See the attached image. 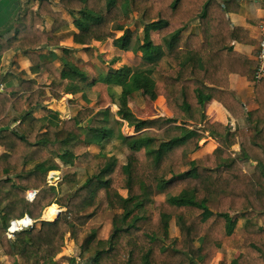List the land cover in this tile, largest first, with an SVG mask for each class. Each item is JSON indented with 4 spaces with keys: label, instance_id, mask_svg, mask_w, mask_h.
Masks as SVG:
<instances>
[{
    "label": "trees",
    "instance_id": "obj_1",
    "mask_svg": "<svg viewBox=\"0 0 264 264\" xmlns=\"http://www.w3.org/2000/svg\"><path fill=\"white\" fill-rule=\"evenodd\" d=\"M238 1L60 0L79 31L74 44L90 48L95 42L112 41L118 50L142 56L134 67L125 66L105 79L110 88L121 89L118 96L113 94L120 108L117 115L109 109H87L62 122L59 113L44 107L43 87L30 82L12 90L10 97L0 94V146L6 151L0 157V245L11 264H63L69 258L56 259L68 235L80 248L83 264H210L211 246L222 241L217 237L221 233V239L233 236V247L243 254L232 263L224 259L219 264H264V227L252 224L254 218L264 220V80L255 88L259 109L246 113L229 80L236 74L255 81L254 64L229 48L233 42L247 41L227 15ZM45 8L42 3L40 16L54 21L52 31L40 32L25 17L14 48L29 58L32 72L53 75L52 96L59 100L68 82L86 81V75L71 64L58 72L41 63L36 52L60 46L57 33L68 27L61 13ZM133 13L143 27L142 38L126 25ZM117 32L123 35L118 38ZM138 92L152 102L165 99L171 117L134 116L127 99ZM211 100L237 120L247 116L251 127L233 131L210 123L204 106ZM9 109L22 119L18 129L12 127L18 120ZM37 111L41 119L33 117ZM118 117L136 135H124ZM206 134L219 147L192 160ZM112 140L118 141L123 159L98 155L89 165L93 173L86 183L59 197L58 188L48 183L49 173L59 171L58 162L73 166L88 160L89 154L79 155L84 149ZM246 164H256L250 178L243 170ZM178 168L186 171L176 175ZM32 190L38 195L31 203L26 196ZM161 195L166 201L155 203ZM53 204L66 209V218L41 221L48 207L57 211L50 207ZM89 207L98 211L84 215ZM106 207L121 211L113 218L111 237L85 235L88 222ZM26 215L38 225L9 240L11 221ZM237 216L246 218L247 225L233 235ZM173 219L180 237L171 239ZM202 250L207 252L204 257Z\"/></svg>",
    "mask_w": 264,
    "mask_h": 264
},
{
    "label": "rangeland",
    "instance_id": "obj_2",
    "mask_svg": "<svg viewBox=\"0 0 264 264\" xmlns=\"http://www.w3.org/2000/svg\"><path fill=\"white\" fill-rule=\"evenodd\" d=\"M34 18L41 17L39 10L36 12ZM62 14V13H61ZM69 14V13H68ZM70 16V15H69ZM64 18V15H63ZM68 23V27L64 28L62 31L57 33L58 37L62 39L60 46L55 48L53 52L57 59L53 62L43 63L45 65L51 64L55 68L58 66V71H63L66 68L67 64L76 66L80 71L85 73L86 81H81L77 79L74 82H68L62 92H60L61 98L59 100L55 99L52 96V90L50 86H44L43 90L46 92L44 96V101L47 100L48 106L44 103V107L60 114L61 121H66L71 118L76 117L80 112L87 109H93L95 112H100L103 110H110L113 114L117 115L120 111L118 105H114L118 99L113 95H119L121 89L113 86L110 88L105 84V79L110 75L114 74L115 71L122 69L125 66L134 67L135 59L142 56V52L137 55L126 54L114 47L113 42L109 41L105 44L95 42L90 48H84L82 46L76 45L73 43V36L79 31L74 25V18L71 15L70 20L64 18ZM34 24V21H32ZM54 24V21H53ZM45 25V23H44ZM126 25L131 31H138L139 36L143 37V27L140 24L139 16L136 13L130 15L129 20L126 22ZM53 25L48 28L44 27L43 32L49 33L52 31ZM78 31V32H77ZM117 37L123 35L122 32H118ZM152 37L156 39V34L153 33ZM54 57L50 58L52 60ZM49 59V58H48ZM156 80L159 81V78L156 77ZM58 83V82H57ZM51 85V84H50ZM71 89V91H67ZM127 104L131 112L140 120H152L156 118L171 117L169 110L166 107L165 101L163 99H158L156 102H152L143 92H138L134 94L131 98L127 99ZM160 111H164L160 113ZM36 118L34 116V114ZM33 114V117L36 119H41L43 114L41 111H37ZM118 120L123 123L122 132L126 136H134L135 130L129 128L127 123L118 117ZM29 119L25 122L26 126L29 125ZM87 127L86 125H84ZM253 133V132H252ZM251 133V134H252ZM207 138V136H206ZM217 147H208L205 144V140L200 143V149L197 153L191 156L192 160L203 158L206 155L212 154ZM234 151H238L235 150ZM85 153L89 154V159L76 161L73 166L65 165L58 162L59 171L57 179L52 175V172L49 173L48 183L51 186L57 187L59 190V197L66 195H71L80 189L92 175L93 169L90 163L96 162L94 160L100 154H105L108 157L115 156L121 160L124 157V154L119 150V143L117 140H112L106 142L102 147L91 146L87 149H84L79 155H84ZM256 164H246L243 167L244 172L250 178L255 171ZM186 171L185 168H178L175 170L176 175H180ZM51 175L53 176L54 181H50ZM120 194L123 197L128 196L126 190H119ZM155 203H162L166 201V196L161 195L153 199ZM50 207H56L58 211V216H56L52 221L59 219L61 216L66 218V209L62 206L52 205ZM49 208V207H48ZM98 211L96 207H89L84 215H89ZM100 212L86 225L85 235L96 233L98 238L101 240H108L113 233V218L116 214H120L121 211H113L110 208H104L99 210ZM75 220L77 216H69ZM236 225L234 227V234H238L245 225H247V219L241 216L236 217ZM50 221V220H49ZM252 224H257L260 227H264V220L261 218H254ZM169 233L170 238H179L180 232L176 226L175 219H173L169 224ZM219 240L211 246L210 250V264H219L224 259L227 262L232 263L241 258L243 252L235 249L233 247V236L229 238H223V234L217 235ZM200 243H197V247H201ZM207 254L206 251L202 250L203 257ZM63 257L69 258L68 261L63 264H83L84 258L81 257L80 248L77 244L70 238L68 235L65 241V247L62 250V254L58 256L57 259Z\"/></svg>",
    "mask_w": 264,
    "mask_h": 264
},
{
    "label": "crops",
    "instance_id": "obj_3",
    "mask_svg": "<svg viewBox=\"0 0 264 264\" xmlns=\"http://www.w3.org/2000/svg\"><path fill=\"white\" fill-rule=\"evenodd\" d=\"M46 4V10H53L55 13H62L64 18L70 20L71 15L60 4V0H0V94L4 96H11L12 90H19L25 83H34L40 87L50 86L55 81L53 75L44 73L32 72V63L23 52L17 51L14 46L18 43L14 42L15 35L19 31L21 24H23L25 17H28L30 25H35L37 30L43 32L44 27L48 28L53 25V20L47 16L34 18L36 12L40 9L41 4ZM228 19L230 20L232 28L242 29L246 37L245 42H233L229 48L235 53L243 56L248 61L254 64L253 72L256 73L258 45L261 36V24L264 22V0H239L237 3H232L229 7ZM70 15V16H69ZM32 21L36 22L32 24ZM38 21V22H37ZM41 21V22H40ZM45 23V25H44ZM78 32V31H77ZM118 33V32H117ZM123 33V32H122ZM98 44V43H97ZM2 51V53H1ZM55 48H41L36 54L39 56L41 63L53 62L57 59L53 55ZM54 57L52 60L50 58ZM49 58V59H48ZM56 68L58 66L54 63ZM58 71V69H56ZM61 72V71H58ZM230 87L235 92L238 102L242 105L246 113L254 112L259 109L256 101L255 88L258 81H253L239 75L230 76ZM264 80V78L262 79ZM71 83V82H70ZM8 94V95H6ZM24 94V91L22 92ZM160 99V98H159ZM163 99V98H161ZM165 101V99H163ZM166 104V101H165ZM45 105L48 106L47 100ZM167 107V106H166ZM27 109V107H26ZM8 114L18 122L14 123L12 127L18 129L22 119L19 115L13 114L9 109ZM204 114L210 123H220L233 131L237 129H249L251 127L247 116L242 119H235L222 104L216 100L207 102L204 106ZM38 115L37 113L34 114ZM36 117V116H35ZM39 118V117H36ZM26 122V121H25ZM24 126L26 124L24 123ZM207 138L205 144L208 147H219V145L212 138L206 134ZM239 150L238 147L234 148ZM6 154L4 148L0 146V157ZM58 172H52V175H57ZM56 205V204H53ZM58 206V205H57ZM48 209V208H47ZM45 210L41 221H49L45 217L49 216L47 213L54 211L49 208ZM10 217V216H9ZM35 221V220H34ZM56 221V220H55ZM39 221H36V226ZM59 259H56L58 261ZM0 261L3 264H11L8 257L5 255L0 245Z\"/></svg>",
    "mask_w": 264,
    "mask_h": 264
},
{
    "label": "built area",
    "instance_id": "obj_4",
    "mask_svg": "<svg viewBox=\"0 0 264 264\" xmlns=\"http://www.w3.org/2000/svg\"><path fill=\"white\" fill-rule=\"evenodd\" d=\"M261 36L259 39L258 45V56H257V68L255 73V80L260 81L264 78V22L261 24ZM38 195V191L32 190L27 192V200L29 202H33ZM36 226V221L32 220L29 216H25L19 220H12L7 232L6 236L9 240H14L15 235L19 232H23L26 230H31Z\"/></svg>",
    "mask_w": 264,
    "mask_h": 264
},
{
    "label": "bare ground",
    "instance_id": "obj_5",
    "mask_svg": "<svg viewBox=\"0 0 264 264\" xmlns=\"http://www.w3.org/2000/svg\"><path fill=\"white\" fill-rule=\"evenodd\" d=\"M53 176H55V179H57V175L54 174ZM53 181H54V179H53ZM47 215H49V216H47L45 218L52 221L56 216H58V212L52 211L51 213H47Z\"/></svg>",
    "mask_w": 264,
    "mask_h": 264
},
{
    "label": "water",
    "instance_id": "obj_6",
    "mask_svg": "<svg viewBox=\"0 0 264 264\" xmlns=\"http://www.w3.org/2000/svg\"><path fill=\"white\" fill-rule=\"evenodd\" d=\"M50 181H53V176L51 175V179H50Z\"/></svg>",
    "mask_w": 264,
    "mask_h": 264
}]
</instances>
